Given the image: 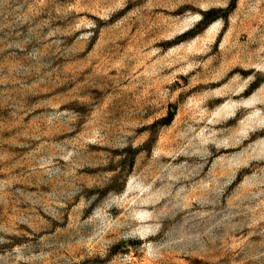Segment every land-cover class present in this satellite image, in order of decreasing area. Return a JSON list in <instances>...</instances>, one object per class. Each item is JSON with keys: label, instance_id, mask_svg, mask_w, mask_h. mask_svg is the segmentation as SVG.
Segmentation results:
<instances>
[{"label": "rangeland", "instance_id": "obj_1", "mask_svg": "<svg viewBox=\"0 0 264 264\" xmlns=\"http://www.w3.org/2000/svg\"><path fill=\"white\" fill-rule=\"evenodd\" d=\"M0 264H264V0H0Z\"/></svg>", "mask_w": 264, "mask_h": 264}]
</instances>
